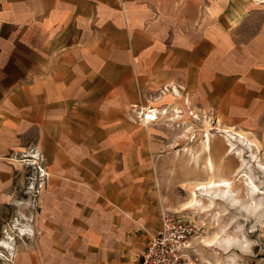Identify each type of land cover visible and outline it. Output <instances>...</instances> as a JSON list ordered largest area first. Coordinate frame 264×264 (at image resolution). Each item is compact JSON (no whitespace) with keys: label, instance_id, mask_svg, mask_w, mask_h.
I'll return each instance as SVG.
<instances>
[{"label":"crops","instance_id":"0c3cea01","mask_svg":"<svg viewBox=\"0 0 264 264\" xmlns=\"http://www.w3.org/2000/svg\"><path fill=\"white\" fill-rule=\"evenodd\" d=\"M162 86L263 129L264 0H0V194L10 152L50 174L41 234L5 264H139L160 205L128 110Z\"/></svg>","mask_w":264,"mask_h":264},{"label":"rangeland","instance_id":"374dc122","mask_svg":"<svg viewBox=\"0 0 264 264\" xmlns=\"http://www.w3.org/2000/svg\"><path fill=\"white\" fill-rule=\"evenodd\" d=\"M175 87L179 93L181 87ZM169 93L174 95L169 86L145 93L142 103L128 110L129 122L149 130L146 163L153 171L160 214L170 212L197 228L190 243L192 264H264V196L254 194L250 183L264 192V176L257 168L264 166V128L234 129L213 109L201 111L181 93L174 95L175 104L165 105L160 100ZM232 131L244 133V144L253 146L248 149L238 139L229 140ZM207 134L209 148L204 146ZM4 161L13 169V188L0 194V264L11 263L19 245L41 234L39 221L50 180L45 155L37 146L10 152ZM208 182L229 183L237 207L216 189L209 191L216 199L202 197L197 186ZM2 242L10 247H2Z\"/></svg>","mask_w":264,"mask_h":264},{"label":"built area","instance_id":"2783aa9c","mask_svg":"<svg viewBox=\"0 0 264 264\" xmlns=\"http://www.w3.org/2000/svg\"><path fill=\"white\" fill-rule=\"evenodd\" d=\"M197 232L190 221L161 212L159 228L148 241L139 264H192L190 243Z\"/></svg>","mask_w":264,"mask_h":264},{"label":"bare ground","instance_id":"6f19581e","mask_svg":"<svg viewBox=\"0 0 264 264\" xmlns=\"http://www.w3.org/2000/svg\"><path fill=\"white\" fill-rule=\"evenodd\" d=\"M191 115V114H190ZM147 117V115H145V118ZM230 137H229V140H232V141H237V139H238V141H239V143L242 145V146H247V148L249 149L250 147H252L253 145H252V143H246V144H244L245 142V140L246 139H244V136H242V134H240V133H231L230 135H229ZM205 142H204V146H207V148H209V143H210V141H209V135L207 134L206 136H205ZM230 145V148H232L233 147V144L232 143H229ZM231 152H232V149H231ZM243 162H244V160H242ZM208 167H209V170H212V165H211V162L210 161H208ZM258 171L264 176V166H261V165H258ZM251 183V190H252V192L255 194H260V195H262V196H264V192L263 191H260L258 188H257V186L256 185H254L252 182H250ZM211 189H216L217 191H219L222 195H220V197L221 198H223V199H231L230 200V205L231 206H234V207H237V204L235 203V201L236 200H234L233 198H235V197H233V195H232V191L230 190V185H229V183H227V182H221V183H214V182H208V183H202V184H200V185H198L197 186V189H196V191H200L201 192V196L202 197H206V198H208V199H210V200H212L214 197H215V199H216V196H214L213 197V194H215V193H213L212 195H209V191L211 190ZM215 192V191H214ZM194 194V193H193ZM219 194V193H218ZM196 194H194V199H193V201H192V203L193 204H196L197 203V201H196ZM214 200V199H213ZM219 200V199H218ZM256 206V210L257 211H260L261 210V208H262V206H260V205H255ZM2 244H4L3 242H2ZM6 245V244H5Z\"/></svg>","mask_w":264,"mask_h":264}]
</instances>
